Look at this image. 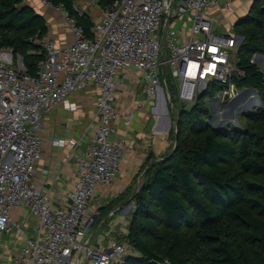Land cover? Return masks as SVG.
Returning <instances> with one entry per match:
<instances>
[{"label":"built area","instance_id":"2783aa9c","mask_svg":"<svg viewBox=\"0 0 264 264\" xmlns=\"http://www.w3.org/2000/svg\"><path fill=\"white\" fill-rule=\"evenodd\" d=\"M39 1L60 13L73 42L60 46L48 31L30 38L42 56L35 75L28 74L22 57L11 48H0V232H11V210L25 204L37 224L13 264H80L81 259L120 264L128 255L124 245L112 241L99 248L86 233L91 199L98 187L113 182L128 151L125 138L111 139L115 123L129 128L133 118L115 107V91L139 75V107L152 105L161 91L168 95L172 114L177 107L192 106L215 85L221 89L212 97L233 101L242 93L231 79L240 75L236 60L243 38L234 30L216 33L211 12L230 14L239 0H115L104 7L93 0L100 13L91 19V37L61 6ZM167 74L175 80L177 106L169 96ZM91 87L97 91L98 125L87 147L74 156L73 191L57 208L34 181L42 159V118L57 107L75 111L69 97ZM67 144L77 146L73 140Z\"/></svg>","mask_w":264,"mask_h":264},{"label":"trees","instance_id":"16d2710c","mask_svg":"<svg viewBox=\"0 0 264 264\" xmlns=\"http://www.w3.org/2000/svg\"><path fill=\"white\" fill-rule=\"evenodd\" d=\"M98 1L104 7L115 0ZM47 2L61 6L91 37V19L75 0ZM234 31L243 41L236 60L240 75L231 82L256 90L262 110L248 117L242 131L211 128L203 99L221 89L215 85L178 111L177 125L183 118L187 128L177 132L174 125V151L150 168L133 198L127 233L134 251L120 264H264V72L251 62L264 55V0L251 4ZM46 33L44 18L23 0H0V48L20 55L30 75L42 56L29 40ZM183 228L190 232L183 244H149L161 232L175 235Z\"/></svg>","mask_w":264,"mask_h":264},{"label":"crops","instance_id":"0c3cea01","mask_svg":"<svg viewBox=\"0 0 264 264\" xmlns=\"http://www.w3.org/2000/svg\"><path fill=\"white\" fill-rule=\"evenodd\" d=\"M252 2L236 1L230 14L212 11L214 31H233L236 21L246 16ZM32 4L28 5L44 18L48 33L58 45L73 42L71 31L60 18V13L44 9L39 0H32ZM141 87L139 75H134L123 81L115 91V107L121 114L132 113L133 118L129 128L121 121L115 123L116 132L111 139L125 138L128 151L123 157L119 174L108 186L97 188L87 210V238L99 248H107L110 242L118 241L120 233L126 231V219L130 207L134 205L135 194L147 172L168 150L166 137L170 118L162 114L168 113L162 112L161 103L139 107L143 100ZM96 98L97 91L93 87L78 91L69 97V101L76 106L75 111L57 107L43 115L40 131L42 159L34 170V181L49 194L54 207H63L73 191L74 156L87 147L98 125L95 119ZM70 140L77 143L74 149L67 144ZM10 218L14 224L11 232H0V264H13L24 238L34 235L33 228L37 224V217L25 204L14 207Z\"/></svg>","mask_w":264,"mask_h":264},{"label":"rangeland","instance_id":"374dc122","mask_svg":"<svg viewBox=\"0 0 264 264\" xmlns=\"http://www.w3.org/2000/svg\"><path fill=\"white\" fill-rule=\"evenodd\" d=\"M24 3H28L29 5L32 4V0H23ZM40 2V1H39ZM33 5V4H32ZM74 6L76 9H78L80 12L86 13L90 19H95L98 17L100 13V8L97 3H95L93 0H75ZM44 9L53 11L45 6H43ZM55 12V11H53ZM46 15V14H45ZM60 18L62 19L61 15ZM63 20V19H62ZM52 36V35H51ZM53 37V36H52ZM253 59V58H252ZM234 58L231 59L232 63ZM264 63V60H263ZM257 67H260L262 70H264V67L261 62H257L255 64ZM167 83H168V89H169V96L170 99H172L174 106H177L176 101V84L175 80H172V78L167 74ZM239 97L234 99L233 101L228 102H221L219 98L215 97H206L203 99V103L205 108H207L209 117L206 118L205 122L207 125H209L211 128H217L218 130H235V131H242L246 128H248V117L254 116L256 113H259L262 110V105L260 104V101L257 100L258 94L257 92H245L241 91ZM203 98V97H201ZM256 101L255 103L257 105H252V103ZM162 107V112L167 111L168 114L162 113L163 115H167L170 118L171 128L168 129L167 132V151L165 154H170L172 151H174L175 148V127L178 131L185 132L187 128V124L185 123L183 118H180L179 125H177L178 118L177 114L180 108L177 107V109L174 110L173 114L169 110V99L168 95L164 92H158L157 96L155 97L153 101V105L160 104ZM174 116V117H173ZM173 117V118H172ZM176 117V118H175ZM177 119V120H176ZM175 125V127H174ZM129 216L126 219L128 221L131 219V216L134 212V205L133 207H130ZM128 228V225H127ZM189 230L183 228L178 234H166L164 232H161L162 237L157 242H149V244L153 246H159L162 245H168L171 244L173 241H177L179 243H185L186 239H188ZM116 243L122 244L127 249V254L133 253L134 249L133 246L128 238L127 229L125 232H122L119 234L118 241H115ZM80 264H95L94 262H90L88 260L81 259Z\"/></svg>","mask_w":264,"mask_h":264},{"label":"water","instance_id":"95a60500","mask_svg":"<svg viewBox=\"0 0 264 264\" xmlns=\"http://www.w3.org/2000/svg\"><path fill=\"white\" fill-rule=\"evenodd\" d=\"M255 0H253V2H254ZM252 2V3H253ZM245 17H242V18H240V19H238L237 21H236V23L235 24H238L239 22H241L243 19H244ZM263 60H264V55H261V54H256L255 56H254V58L252 59V63L255 65L257 62H261L262 63V65H263V67H264V63H263ZM242 91H245V92H257L256 90H254V89H242ZM224 100H228V95L227 94H225L224 95ZM257 100H258V97H257ZM261 104V103H260ZM167 112V111H166ZM213 129H215V130H218L217 128H213Z\"/></svg>","mask_w":264,"mask_h":264}]
</instances>
